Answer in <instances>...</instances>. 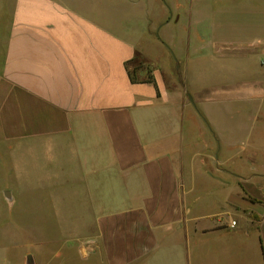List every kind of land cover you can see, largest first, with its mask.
Instances as JSON below:
<instances>
[{"label": "crops", "instance_id": "0c3cea01", "mask_svg": "<svg viewBox=\"0 0 264 264\" xmlns=\"http://www.w3.org/2000/svg\"><path fill=\"white\" fill-rule=\"evenodd\" d=\"M263 59L264 0H0V264H264Z\"/></svg>", "mask_w": 264, "mask_h": 264}, {"label": "rangeland", "instance_id": "374dc122", "mask_svg": "<svg viewBox=\"0 0 264 264\" xmlns=\"http://www.w3.org/2000/svg\"><path fill=\"white\" fill-rule=\"evenodd\" d=\"M248 155L243 156V159H237L232 162L231 167L235 170V174L241 177H255L257 175L264 177V155H258L257 161H253ZM253 161V162H251ZM251 162V163H250ZM28 243L29 236L17 237Z\"/></svg>", "mask_w": 264, "mask_h": 264}, {"label": "built area", "instance_id": "2783aa9c", "mask_svg": "<svg viewBox=\"0 0 264 264\" xmlns=\"http://www.w3.org/2000/svg\"><path fill=\"white\" fill-rule=\"evenodd\" d=\"M262 67L264 68V59L262 60ZM234 225L236 224L235 222L233 223Z\"/></svg>", "mask_w": 264, "mask_h": 264}, {"label": "trees", "instance_id": "16d2710c", "mask_svg": "<svg viewBox=\"0 0 264 264\" xmlns=\"http://www.w3.org/2000/svg\"><path fill=\"white\" fill-rule=\"evenodd\" d=\"M136 67H137V66H136ZM137 68H138V67H137ZM137 68H136V69H137ZM132 79H133L134 81H137V80H138L135 76H133Z\"/></svg>", "mask_w": 264, "mask_h": 264}, {"label": "water", "instance_id": "95a60500", "mask_svg": "<svg viewBox=\"0 0 264 264\" xmlns=\"http://www.w3.org/2000/svg\"><path fill=\"white\" fill-rule=\"evenodd\" d=\"M189 98H190L191 103L195 106L193 99L191 97H189Z\"/></svg>", "mask_w": 264, "mask_h": 264}]
</instances>
